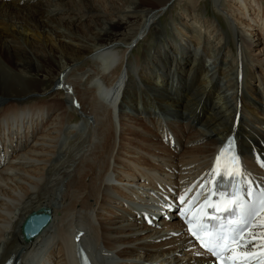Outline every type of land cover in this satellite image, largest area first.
I'll list each match as a JSON object with an SVG mask.
<instances>
[{"label":"bare ground","instance_id":"obj_1","mask_svg":"<svg viewBox=\"0 0 264 264\" xmlns=\"http://www.w3.org/2000/svg\"><path fill=\"white\" fill-rule=\"evenodd\" d=\"M60 1L59 5L54 4L56 11L74 13L72 19L77 14L80 15L78 18L86 15L93 18L98 14L120 13L114 0L106 1V9L104 3L101 9L94 2L80 0L77 8L74 6L76 2L69 4ZM170 1L149 0L156 6L146 13L138 32L128 38L124 37V33L119 35L114 32L120 28L125 30L124 26L130 24L128 20L124 22L118 19L113 23L112 20L105 21L99 17L88 21L86 26L91 27L85 35L91 33L95 40L105 42L97 45L94 58L80 56L81 51L87 47L86 41L77 43V48L61 45L60 52L65 56L72 52L75 58L84 60V65L68 63V67L56 73L61 76L59 88L66 93L62 109L25 104L20 100L24 91L19 92L14 87L10 92L3 89L11 81L3 82L2 79L7 78L3 74L7 73L0 67V83L3 84L0 85V99L4 100L0 106V264L12 256L15 264L18 260L19 264H80L76 256L77 246L84 249L92 264H209L208 254L199 250L190 240L175 211L170 210L165 219L156 216L161 213L160 210L165 209L166 203L171 205L172 200L189 185H193L196 190L208 186L214 173L212 168L216 153L230 135L238 139L244 169V175L241 176L243 185L264 187V161L248 154L252 143L256 151L264 152V139H257L252 133L249 135L250 131L243 120H234L239 111H245L250 113L254 123L260 125L255 126L257 129H264V111L258 110L256 105L264 104V87L262 91L259 89L254 92L248 86L246 95L243 93L245 90L238 88L231 93L230 99L223 96L224 103L215 102L211 115L207 111V103L215 92L208 88L210 83L204 81L203 71L200 70L202 63L197 62L191 79L183 84L177 82L183 77L180 74L184 71V64L180 60L174 70L176 94H180L184 88L190 92L191 88L204 81L197 87L201 91L200 100L189 97V93H183L184 98L177 97L175 100L168 95L141 99L130 95L136 91L128 82L139 70L131 56L133 49L149 33L145 35L148 28L155 24V16L160 15ZM229 1L226 4L215 0L220 6H225L226 17L235 20L231 28L239 36L245 53L248 82L264 86V0ZM0 4L17 15L20 14L19 10H27L24 18L26 26L32 22L33 27L39 28L45 22L42 18L46 13L43 5L30 9L6 0H0ZM186 15L190 20L199 22L197 14L192 16L189 11ZM60 22L61 19L58 24ZM93 22H102L105 27L94 31ZM180 23L190 29L193 26L187 22ZM206 23L205 27L213 26V22ZM10 26L0 22V60L9 70L26 78L27 72L34 69L30 65L32 62L17 61V55L25 49L8 41L2 43V37L9 33ZM103 28H108V31L102 33ZM180 31L184 34L182 28ZM197 35L190 36L194 44H203L204 49L208 44L210 46L211 38L201 41ZM113 36L117 41L108 42ZM216 40L218 42L213 45V49L217 55L225 54L226 42L221 33L213 41ZM32 52L42 65L53 66L57 61L53 57L55 53L49 55L37 48H33ZM181 53L186 55L185 52ZM226 53L230 56L229 51ZM216 62L214 60L215 69ZM167 63L163 61L161 65L164 66L160 65V70H164ZM62 71L65 72L61 75ZM78 74V78L72 79ZM220 74L225 76V71L222 70ZM139 80L137 78L138 84L141 83ZM149 81L152 82L150 78L144 79L142 85L149 86ZM162 81V87L167 86L169 76L164 74ZM86 82L90 88L86 89L89 99H93L87 108L79 106L75 89L76 83L82 89ZM226 82L231 83L230 80ZM164 89L168 93L174 90L173 86V90ZM143 93L147 94V89ZM145 99H153L158 104L156 109L162 110L164 103H170L172 105H168V108L180 107L181 112L175 113V118L170 121L156 113L141 114L137 108L130 114L119 110L125 104L142 103L147 106L149 102V106H152L150 100L146 102ZM80 100L83 102L84 99ZM224 105L232 107L231 124L225 121L218 129L209 130L196 125L195 121L205 122V126H208L218 116L220 119L226 112L223 110ZM70 108L80 109L84 120L69 124L66 119ZM95 109L100 115H93ZM193 112L198 114L195 121L192 117L193 120L188 119V115ZM106 124L112 125L109 141L104 137L107 135ZM71 137L76 138L74 141L81 139V143L76 155L68 161V167L65 161L61 165L59 163L62 161L60 155L63 150L72 146L69 144ZM57 164L62 166V172L56 174V178L50 174L53 171L50 168L56 169ZM43 208L52 211L48 224L39 233L24 240L22 224L31 214ZM146 216L153 220L151 225H147ZM261 222L264 224V214ZM257 229L264 236V228Z\"/></svg>","mask_w":264,"mask_h":264},{"label":"rangeland","instance_id":"obj_2","mask_svg":"<svg viewBox=\"0 0 264 264\" xmlns=\"http://www.w3.org/2000/svg\"><path fill=\"white\" fill-rule=\"evenodd\" d=\"M63 1L68 2L69 4L71 2H76L74 3V6L77 8H79L80 6L79 3H81L80 0H63ZM82 1L94 2V4L98 5L101 9H103V6L101 4L104 3L105 6L106 1H110V0H82ZM6 2L9 3L16 2L17 4L23 6L24 8L27 7L30 9L33 8L34 6L42 7L43 5V8H45L46 13L44 14V17H42L44 18L45 22L41 24L40 26L41 28L40 27L35 28L31 25L33 24L32 22H30L28 26L25 25L26 22L24 21V18L27 10L23 11V9H21L20 11L18 9L20 14L17 15V13H12V11L9 8L7 9V7L4 6V4H0V22L2 21L9 26L10 25L13 26V27L10 26L9 33L6 36L2 37V43L8 41L16 46H22L25 50L23 53L17 55L18 58L17 61L21 62L23 60L26 61L30 60L32 62V64L30 65L34 67V69L31 70L30 73L27 72L26 78H23L18 74L14 73L11 69L9 70V68L5 65V63L2 60H0V67H2L7 73V74H3V76L7 77L2 79L3 82L11 81V84L3 86L4 87L3 89L10 92L11 88L14 87L19 92L24 91L23 96L20 98V100L24 101V103L26 102L25 104L28 105L38 104L40 105V107L41 105L44 106L46 105L47 108L53 107L60 109L64 107L65 104L64 96L66 95V93L59 88L61 76L59 74L57 76L56 73H58L59 71L61 72V70H64V67H68L69 66L68 63H70V65L76 64L81 66L84 61L81 60V58L78 59L75 58V54L72 52H69V54L65 56L60 52V46L67 44L77 48L78 46L77 43L81 44L80 41H86L85 43L87 47H85L84 50L81 51L82 53H80V56L84 58H91L94 56V51L98 47L97 45L104 41L99 42L98 40H95L93 38V34L91 33H89L88 36L85 35L88 31V28L91 27V25L86 26L88 21H92L94 18L97 19L99 17L105 21L112 20L113 23H115V20L118 19L120 20L123 19L124 22L128 20L130 24L128 25V27L126 25L124 26V29L126 31L121 28L114 31L119 35H122L124 33V37L128 38L129 36L131 37L135 35L136 32H138L139 26L143 23L146 13H148L151 8H154L156 6L150 3L149 0H143L142 2H140L139 0H114L116 9H119L120 13L111 12L110 14L107 13L103 15L98 14V15H94L95 17L93 18H91L90 15H86L83 16L82 18H78L80 15L77 14L76 17L72 19V17H74L73 15L74 13L71 14L61 10L56 11V8L54 6L59 5V3L61 2L60 0H52V1L21 0L20 2H18L17 0H6ZM221 2L228 4L230 1L221 0ZM11 8L14 9L13 7ZM224 8L225 6H220L219 4H217V2H215V0H171L164 9V11L160 15L155 16L154 18L155 24L151 28L150 27L148 28L145 35L148 32L149 33L133 49L131 56L134 57L133 58L134 63L139 67V70H138V74H133L132 79L129 80L128 82V84H131V86L136 91L130 93V95H132L134 98L137 96L140 99L147 98L149 96L159 97L162 95H168L170 98L175 100L177 97H179V99H181V97L184 98V96H182L183 93L184 94L189 93L190 94L189 97L192 96L198 101L201 99L200 97L201 91L197 87H199V85L204 81H208L207 83L208 84L210 83V86L208 88H212L215 92L212 99L207 103L208 105L207 111L212 115L214 110L213 106L215 105V102H218V104L224 103L225 99L223 98V96L230 99L231 93L237 91L238 88H240V90L243 91L245 90L244 92L242 91L244 95H246V88L248 86H250L251 90H254V92L259 91V89L260 91H262V88L264 87L263 85L260 87L258 86L257 82H251V84L249 83L250 81L248 82L249 76L246 75L248 66H246V62L244 60L245 53H243V48L240 44L239 36L234 31V28H231V25H233V23L235 24L234 22L235 20L232 19V17L230 16L229 18L226 17L227 12L226 10H224ZM262 10H264V5L262 6ZM189 11H191L192 16L194 14H197L196 18H198L199 22L189 19V17L186 15L189 13ZM76 13H80V12L77 11ZM59 19H61V22L59 23L60 25L58 24ZM180 21L187 22L188 24H193V26L191 29L185 26L183 27ZM207 21L210 22V24H212L213 22V26L205 27L207 25L206 23ZM92 25L94 31L99 30L102 27H105L102 22H93ZM215 27L216 30H214ZM232 27H234V25ZM181 28L183 29L184 34L181 33L180 31ZM106 31H108V28H103L101 32L105 33ZM220 33L221 36L223 37V40H225L226 42L225 43L226 49L224 51L225 54L221 53L217 55V53L215 52L216 51L215 48L213 49V45H215V43L217 44L218 40H216L215 42L213 40H215V37ZM38 34L40 36H38ZM195 34L196 35L198 34L197 36L200 38L201 41H203L204 39L207 40V38H211L210 46L208 44V47L204 49L203 44L201 45L194 44L190 36H195ZM114 38L115 37L113 36L111 39H109L108 42L117 41V39ZM105 41L107 42L106 39ZM219 45L220 44H218L217 46ZM33 48L35 49L37 48L42 51L44 50L49 55L55 53L53 55V57L55 56V58H57L55 65L53 66L42 65V63H40L39 60L33 54L32 52ZM51 49H53V51H51ZM227 51L230 52V56H228V54L226 53ZM181 52L183 53L185 52L186 55L182 54ZM165 56H167L168 59ZM180 60L182 61V64H184L183 66L184 71L183 74L182 73L180 74L183 77H180V79L177 82H181L183 84L189 82V80L193 75L195 69L194 67L197 65L198 61L202 63V68L200 70L203 71L204 81L199 82V84L195 88L190 87L191 88L190 92H188L184 88L182 89V92L180 94H176V91L174 89V84H175L174 70L176 63L178 62L180 63ZM214 60L217 61L216 69L214 68L215 65ZM163 61L166 62L168 61V63L164 70L161 69L163 70V72H161L160 65ZM161 66L163 67L164 64ZM217 69L218 72L216 73ZM152 70H154V73ZM222 70L225 71V76L220 74ZM64 72L62 71L61 75ZM256 73L257 75H259V72ZM0 74H2V72H0ZM164 74H167L169 76V81L167 82V86L165 85L162 87L160 82L162 81V77ZM245 75L247 77H245ZM78 76L79 74L73 76L72 79H76L78 78ZM140 76L142 78V81H144V79L150 78L152 82L150 81L148 82L149 86H144V84L142 85ZM137 78L140 79L139 80V82H141L140 84L137 83ZM226 80H230L231 83L229 82L227 83ZM77 84L78 83L75 84V89L78 93L77 100L79 106L84 105L87 108L93 101V99H89L90 96L86 90V89L88 90L90 89L88 88L89 83L86 82L84 87H82V89H80L81 85L79 86V84L78 85ZM0 85L3 84L0 83ZM31 85H33V87H31ZM172 86L174 90L172 89ZM164 88L167 89L169 88L172 89L173 91L172 93H168V90ZM146 89H147V94H144L143 91ZM80 99H84L83 102ZM56 100L58 101V103L56 102ZM149 100L150 99H145L146 102ZM150 102L152 106H149V102H147L148 104L145 103L147 104V106L142 103H138V104L134 103L133 105L125 104L122 105L119 110L121 113L130 114L136 111L135 109L137 108V111H139L140 113L151 112L152 115H155L156 113L162 118H165L170 121H172L175 118L174 115L175 113L181 112L180 107H177L176 109V107L170 106V108H168L169 107L168 105H172L170 103L169 104L164 103L163 107H161L162 108L161 110V109H156L158 107V104H156L153 101V99L150 100ZM2 103H4L3 98L0 99V106L2 105ZM256 105L258 106L257 108L258 110L264 111V104L256 103ZM233 106H235V104H233ZM223 110H226V112L223 113L224 115L220 119L218 116V118L215 119V122H210L208 126L207 125L205 126V122L203 123L196 122L195 120L198 114L195 115L194 112L188 115V119L192 117L196 125L197 126L199 125V127L203 129H207V130L218 129L225 121H228L229 124H231L230 121L231 120L230 116L232 115L231 105L229 106L224 105ZM102 113L103 110H101V114ZM93 115L96 116L100 114L95 109ZM68 116L69 117H67L66 120L68 121L69 124L80 123V121L82 122V120H84L83 116H81L80 109L76 110L70 108ZM250 117H251L250 113H245V111L244 112L239 111L237 116L235 115L234 120L235 121L243 120L248 127V131H250L249 135L250 133H252V135L257 139L260 138L264 139V133L262 131L264 129L261 130L257 129L255 126L257 125L260 127V125L258 123H254L253 118ZM192 118L190 120H193ZM249 118L252 121H250ZM62 120L64 119L62 118ZM106 125H107L106 126L107 135H104V137L105 140L109 141L110 138L112 137V133H111L112 125L110 124H106ZM84 127L87 128V125L85 124ZM75 139H76L75 137H71L70 143L67 140V143H69L74 147L71 146L69 149L63 150V153L60 155V159L62 160L61 163H59L60 165L62 164V162L65 161L66 165H68L69 167L68 161H70V159L76 155L77 148L81 143L80 142L81 139H77L76 141H74ZM249 141H251V139H249ZM251 145L253 146V143ZM248 151L249 153H255V154L260 153L259 151L253 149V147L252 149L250 148ZM262 154L263 153H260L259 155ZM262 156H264V154ZM59 164H57L58 167L56 169L53 167L50 168L53 169V171L50 174L54 175V177L56 178L57 176L55 175L56 174L59 175V173L62 172L61 170L62 166H60ZM89 168H91L90 165ZM50 174L48 173L49 177L51 176Z\"/></svg>","mask_w":264,"mask_h":264},{"label":"snow or ice","instance_id":"obj_3","mask_svg":"<svg viewBox=\"0 0 264 264\" xmlns=\"http://www.w3.org/2000/svg\"><path fill=\"white\" fill-rule=\"evenodd\" d=\"M217 161L220 160V156H217ZM233 165V171L228 173L225 171L224 175H231L234 179L237 175L243 176L244 169L242 162L239 160L238 156L233 155L231 158ZM264 166V165H262ZM213 172H216V167L214 166ZM224 194H221L223 196ZM183 201V196L180 197ZM229 203L233 206L230 208ZM258 204L261 210H264V192H262L258 198ZM205 207H215L217 211L229 212L230 214H236L238 224H243L247 226L248 222L251 220L254 212L256 211L257 204L249 203L243 200L239 190L234 192L231 197H225L223 202L210 203L208 200L205 201ZM184 210L181 209V212ZM215 219H219L216 217ZM189 224V232L191 235L200 242L201 247L205 248L212 255L219 257L221 254V249L228 251L232 245L238 244V235L242 230L240 227H229L225 229L221 226L217 229L215 226L205 227L203 223L197 222L196 226L193 227V220L189 219L186 221ZM228 233H231L229 235Z\"/></svg>","mask_w":264,"mask_h":264},{"label":"water","instance_id":"obj_4","mask_svg":"<svg viewBox=\"0 0 264 264\" xmlns=\"http://www.w3.org/2000/svg\"><path fill=\"white\" fill-rule=\"evenodd\" d=\"M50 208H43L35 211L27 218L21 226V234L24 240L29 239L32 235L39 233L48 224L51 217Z\"/></svg>","mask_w":264,"mask_h":264}]
</instances>
